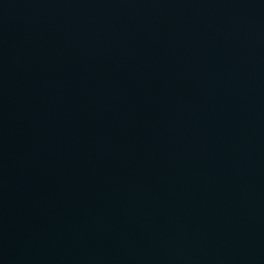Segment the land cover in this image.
Listing matches in <instances>:
<instances>
[{"label": "water", "instance_id": "water-1", "mask_svg": "<svg viewBox=\"0 0 264 264\" xmlns=\"http://www.w3.org/2000/svg\"><path fill=\"white\" fill-rule=\"evenodd\" d=\"M0 264H264V0H0Z\"/></svg>", "mask_w": 264, "mask_h": 264}]
</instances>
